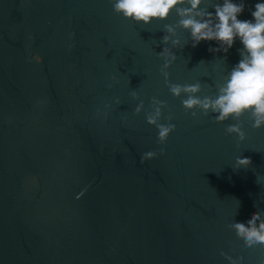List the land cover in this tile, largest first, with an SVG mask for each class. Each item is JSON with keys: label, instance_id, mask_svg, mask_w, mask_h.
Returning a JSON list of instances; mask_svg holds the SVG:
<instances>
[{"label": "water", "instance_id": "water-1", "mask_svg": "<svg viewBox=\"0 0 264 264\" xmlns=\"http://www.w3.org/2000/svg\"><path fill=\"white\" fill-rule=\"evenodd\" d=\"M243 3L238 19L253 20L264 0ZM178 19L138 24L112 0H0V264H264V248L229 228L264 218V127L247 113L194 118L170 93L157 53ZM177 38L170 81L215 96L242 43L210 52L216 41ZM152 97L176 125L164 145L146 122ZM235 123L242 142L226 132ZM238 156L252 166L234 169Z\"/></svg>", "mask_w": 264, "mask_h": 264}, {"label": "clouds", "instance_id": "clouds-1", "mask_svg": "<svg viewBox=\"0 0 264 264\" xmlns=\"http://www.w3.org/2000/svg\"><path fill=\"white\" fill-rule=\"evenodd\" d=\"M112 4L117 15L144 25H149L153 21H165L175 11L179 19L176 24L164 25L166 34L162 38V43L164 45L170 43L172 48L165 46L157 55L164 61L161 75L170 93L177 98L182 94L187 96L182 100L186 112L190 111L194 118L198 115L194 109H199L203 116L216 113L217 122H224L230 118L239 121L247 113L253 128L264 127V3L255 4V10L251 13L253 20L238 19L245 9L243 0L239 3L233 0H222V3H213L212 0H112ZM209 5L214 12L209 11ZM178 28L190 33L193 48L203 41H216L219 47L209 48L210 52L227 53L237 39L242 43L243 48L238 49L241 59L225 77L224 83L216 85L215 96L201 98L197 95L201 92L199 82L178 84L170 81L167 69L177 59L172 49L180 45V40L174 39ZM34 59L37 63L41 61L40 56H35ZM108 87L111 88L112 85L109 84ZM131 96L134 100H140L135 91ZM115 103L119 105L120 100L116 99ZM110 107V104L105 105V108ZM151 107L152 110L146 114V122L158 129V143L164 145L176 128V125L170 122L173 116L169 114L166 117L169 123H160L162 109L166 107L165 102L152 97ZM143 108L144 102L140 100L134 110L135 114L138 115ZM226 132L235 134L239 142L246 139V133L240 123L229 125ZM159 154H164L163 148ZM157 155L156 151L146 152L142 155L141 162L154 159ZM250 166L251 158L238 156L233 168L248 169ZM238 202L240 206V201ZM229 228L235 231L237 238L243 240L246 248L257 246L264 248V218L260 213H253L246 224L233 222ZM226 259L230 264H240L243 257L235 260L231 257Z\"/></svg>", "mask_w": 264, "mask_h": 264}]
</instances>
